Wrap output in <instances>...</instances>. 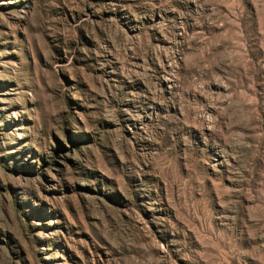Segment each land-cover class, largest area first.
<instances>
[{
    "label": "rangeland",
    "instance_id": "rangeland-1",
    "mask_svg": "<svg viewBox=\"0 0 264 264\" xmlns=\"http://www.w3.org/2000/svg\"><path fill=\"white\" fill-rule=\"evenodd\" d=\"M0 264H264V0H0Z\"/></svg>",
    "mask_w": 264,
    "mask_h": 264
}]
</instances>
